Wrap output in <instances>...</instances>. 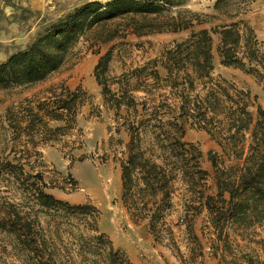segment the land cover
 Instances as JSON below:
<instances>
[{"label":"trees","instance_id":"16d2710c","mask_svg":"<svg viewBox=\"0 0 264 264\" xmlns=\"http://www.w3.org/2000/svg\"><path fill=\"white\" fill-rule=\"evenodd\" d=\"M188 0H108L86 2L56 20L23 50L0 63V88L30 87L45 82L66 66L70 51L80 37L92 33L96 43L108 44L125 32L135 36L190 29L192 20L170 8ZM226 0H216L214 9L223 11ZM121 23H118V22ZM115 23V24H114ZM118 23V24H116ZM205 22L198 21L201 25ZM241 21L192 31L182 42L165 50L160 59L149 60L108 83L112 50L101 54L93 77L101 87L103 105L112 110L128 134L125 158L120 163V200L132 221H147L158 242L173 232L166 217L173 208L175 182L183 186V217L186 233L203 247L194 232V222L206 211L208 222L224 247L227 230L264 224V110L249 91L212 77V35L220 63L264 80V50L253 30ZM158 67L166 71L164 77ZM48 96L25 99L6 111L9 128L17 139L24 136L21 154L0 160V176H7L21 191L25 204L52 219L81 218L73 235L77 255L88 264H134L97 229L98 209L91 204L70 205L47 190L62 188L49 182L34 163L43 167L41 149L58 143L74 129L79 109L89 96L80 88L62 85L45 90ZM135 93H141L140 96ZM255 107V115L249 109ZM124 112V114H121ZM57 124L53 126L52 124ZM204 131L220 152H209L215 194L207 193L208 173L200 165V151L183 141L186 128ZM118 132V129H115ZM10 151H13L12 149ZM33 159V160H30ZM27 168V170H26ZM0 209V231L12 235L37 264H64L47 253L45 236L35 232L37 215L5 202ZM226 264H249L232 260Z\"/></svg>","mask_w":264,"mask_h":264},{"label":"rangeland","instance_id":"374dc122","mask_svg":"<svg viewBox=\"0 0 264 264\" xmlns=\"http://www.w3.org/2000/svg\"><path fill=\"white\" fill-rule=\"evenodd\" d=\"M91 1L104 4L108 0H0V63L9 55L25 49L39 33L66 13ZM215 1L188 0L184 5L169 9L173 16L180 11L186 21L192 20L193 27L187 30L144 36L121 31L118 38L106 45L91 40L92 33L85 34L72 47L66 66L45 82L30 87L0 88V160L18 158L25 141L23 135L17 139L16 131L9 128L5 118L8 109L25 99L48 96L45 90L52 85H62L71 91L80 88L87 93L89 99L79 109L74 129L53 146H44L41 149L43 167L34 163V168L42 171L49 182L62 187L47 190L55 198L70 205L88 203L95 206L99 211L96 224L99 233L134 264H226L232 260L264 264V224L229 228L228 246L224 247L216 240L206 211H202L194 222V232L203 247L202 256L194 257L197 246L189 239L180 220L185 193L179 182H175L173 208L166 217V226L172 230L173 240L164 237L157 242L149 232L147 221H132L120 200V163L125 158L128 134L113 111L103 105L101 87H97L93 78L97 59L111 49L108 83L115 92L118 87L111 84L112 78L149 60L160 59L165 50L187 39L192 31L233 21H241L242 25L250 27L264 50V0H226L221 12L214 9ZM198 21L205 23L199 25ZM212 43V77H220L240 90L249 91L255 97V104L264 110V80L259 81L240 69L223 66L215 52L219 45L218 35H212ZM158 72L161 77L166 74L161 67ZM249 111L255 115V107ZM183 141L200 151V165L208 173L207 193L214 195V174L208 154L220 152L218 146L204 131L189 127ZM20 191L7 176H0V209L6 210V201L16 205L21 203L18 209L33 218L37 215L35 232L44 235L48 241L47 253L53 254L60 263L88 264L77 255L74 245L73 235L77 234L76 226L81 218L68 221L58 217L54 220L37 212V208L30 209ZM0 264H37V260L12 235L0 231Z\"/></svg>","mask_w":264,"mask_h":264},{"label":"crops","instance_id":"0c3cea01","mask_svg":"<svg viewBox=\"0 0 264 264\" xmlns=\"http://www.w3.org/2000/svg\"><path fill=\"white\" fill-rule=\"evenodd\" d=\"M97 61H98V59H97ZM97 61H96V63H97ZM96 63H95V65H96ZM95 65H94V67H95ZM94 67H93V69H94ZM93 78H94V77H93ZM94 81H95V83H96L95 78H94ZM96 85H97V87H99L97 83H96Z\"/></svg>","mask_w":264,"mask_h":264}]
</instances>
